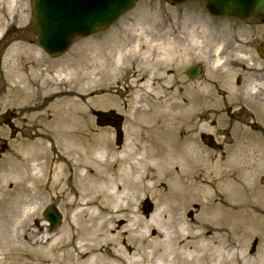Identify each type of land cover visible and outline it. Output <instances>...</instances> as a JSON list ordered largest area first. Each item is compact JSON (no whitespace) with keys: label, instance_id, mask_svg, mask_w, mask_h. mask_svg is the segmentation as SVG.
Masks as SVG:
<instances>
[{"label":"rangeland","instance_id":"374dc122","mask_svg":"<svg viewBox=\"0 0 264 264\" xmlns=\"http://www.w3.org/2000/svg\"><path fill=\"white\" fill-rule=\"evenodd\" d=\"M14 5L24 12H15L0 29V165L10 171L13 151H40L39 142L49 157L63 159L51 162L42 174L44 196L39 201L31 205L23 198L24 205L17 207L0 202V264H54L48 252L79 211L66 213L74 196L62 198V191L69 187L86 193L77 177L87 172L91 180L94 169L103 170L108 162L111 170L132 173L130 184L137 190L118 191L114 184L107 193H130L132 212L145 222L165 211L181 216L182 225L198 224L204 206L210 210L220 205L231 211V219L215 213L211 220L231 221V264H241L236 251L246 264H264V230L251 229L253 220L264 219V116L259 111L264 110V60L256 52L264 44V15L244 22L215 19L196 0L179 6L137 0L106 30L76 38L65 53L49 56L38 43L34 0H16ZM19 45L37 51L47 76L36 101L9 104L8 50ZM109 63L115 67L112 76L104 73ZM194 66L201 72L190 82L185 71ZM163 67L168 72L156 71ZM141 69L146 73L133 83ZM193 93L209 95L211 102L188 106L192 116L183 125L172 104L188 102ZM38 103H43L39 111L21 113ZM105 115L113 120L107 122ZM107 147L111 154L103 156ZM87 150L91 166L79 169L76 177L64 159L75 160ZM53 177L57 189L52 192ZM122 203L125 208L126 201ZM49 206L62 217L53 232L42 219ZM93 210L90 214H97Z\"/></svg>","mask_w":264,"mask_h":264},{"label":"bare ground","instance_id":"6f19581e","mask_svg":"<svg viewBox=\"0 0 264 264\" xmlns=\"http://www.w3.org/2000/svg\"><path fill=\"white\" fill-rule=\"evenodd\" d=\"M15 2L16 0H0V29L9 22L8 17L15 12L17 14L24 12L22 7L15 9ZM163 53L166 55L165 58L168 59L170 55L168 48L163 50ZM111 66L112 64L109 63L104 67V73L108 76H112L109 74H112L114 66ZM7 67V80L9 84H12L5 96L9 104L31 103L42 95L47 71L42 70L37 51L22 45L11 47L8 50ZM156 71L168 72V69L163 67L157 68ZM137 72L133 83L139 81L146 73L142 69ZM158 72L154 75L157 81L160 77ZM140 98L142 101L144 100V98ZM45 99H51V97ZM210 102L209 95L200 96L199 93H193L188 102L173 103L172 106L180 111V122L187 125L188 118L190 119L192 114L190 115L191 112H188L186 108L188 106L193 108L201 105L205 106L209 105ZM42 105L43 103H38L35 106L24 107L21 113L25 114L29 109L39 111ZM261 108H259V111L264 116V110H261ZM35 145H39L41 150L31 149L30 153L22 155L18 151H13L9 157V164L13 167L10 171H6L5 165L2 167L0 165V173H6L4 176H0V202L14 203L16 207L24 205L25 202L33 205L39 201L40 197L44 196L43 186L41 185L44 180L42 174L45 170L48 171L51 162L63 158L58 156V158L52 159L48 156L44 144L39 142ZM89 152L91 150L79 154L78 158L72 161L64 159L65 162L70 163L74 176L77 177L79 169L86 170L90 168L91 157L88 154ZM102 154L103 156L111 154V147L103 148ZM42 158L46 160L43 164L39 162ZM111 165L113 164L108 162L102 166L103 170L94 169L95 173L93 177H90L91 180L88 179L87 172L83 176L77 177L81 182L79 183L81 191L84 189L86 193L80 194L75 188L69 187L66 188L67 190L62 191V198H67L69 194L74 196L73 200L68 203L66 213L68 214L72 208H79V211L68 222L62 232L63 236L56 239L54 246L49 250L51 263L231 264V248H235L231 244V221L222 224V219L221 222L211 220L215 213L225 215L230 220L231 211L223 209L220 205L210 208V210L207 206H204V218L199 220L198 224L188 223L182 225L181 223L185 220L181 216L170 215L165 211L157 215L156 219L145 222L142 217L132 212L131 199L133 196L130 193L126 192L123 196L117 192L107 193L106 189L114 184H116L118 191L126 187L136 189L135 185L130 184L133 182L132 173H120L119 168L116 171L111 170L109 169ZM14 178L15 180H13ZM118 183L120 184L118 185ZM90 184L91 189L89 191L90 187L87 185ZM60 186L61 190L65 188V185L60 184ZM56 189L57 181L53 177L50 182V191L53 192ZM23 198L26 200L25 202ZM123 201H126L125 208L123 207ZM91 209H94L93 211H96L97 214H90ZM4 218L7 219L6 216ZM255 218L256 216L251 217V219ZM253 221L251 229L260 227L264 230L263 218ZM21 228L22 239H28L27 230L23 223H20ZM65 236H67V239ZM122 238L125 239V243L119 245L118 241ZM75 241H80L77 246L73 244ZM262 246L264 247V238ZM68 248L71 249L67 250ZM58 253H62V257H58ZM234 256L241 264L247 263L246 257L240 251L234 252ZM135 257H140V260L134 261Z\"/></svg>","mask_w":264,"mask_h":264},{"label":"water","instance_id":"95a60500","mask_svg":"<svg viewBox=\"0 0 264 264\" xmlns=\"http://www.w3.org/2000/svg\"><path fill=\"white\" fill-rule=\"evenodd\" d=\"M135 0H35L39 44L53 55L67 50L74 37H86L110 26L120 15L131 8ZM181 4L187 0H170ZM215 17L246 20L264 12V0H199ZM264 55V51L261 52ZM198 70L193 68L187 77L194 80ZM49 231L59 227L61 216L53 207L43 215Z\"/></svg>","mask_w":264,"mask_h":264},{"label":"trees","instance_id":"16d2710c","mask_svg":"<svg viewBox=\"0 0 264 264\" xmlns=\"http://www.w3.org/2000/svg\"><path fill=\"white\" fill-rule=\"evenodd\" d=\"M105 118H106L105 120H107V122H108V120H111V121L113 120V118L111 116H109V115H107Z\"/></svg>","mask_w":264,"mask_h":264}]
</instances>
